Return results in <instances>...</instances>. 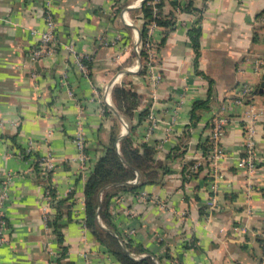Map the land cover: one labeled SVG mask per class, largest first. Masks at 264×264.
Segmentation results:
<instances>
[{
	"label": "crops",
	"instance_id": "obj_1",
	"mask_svg": "<svg viewBox=\"0 0 264 264\" xmlns=\"http://www.w3.org/2000/svg\"><path fill=\"white\" fill-rule=\"evenodd\" d=\"M146 1L155 14L161 2L174 23L151 21L142 40ZM45 11L55 21L53 51L32 61ZM192 26L200 29L197 48L188 35ZM255 60H263L258 69ZM262 81L264 0H0V171L11 176L0 264H120L83 220L84 185L115 121L116 147L131 133L134 146L170 168L158 182L111 200L112 232L143 248L128 250L131 256L150 255L155 264L260 262ZM122 82L140 95L135 112L147 111L140 122L114 105L112 88ZM198 100L207 102L191 118ZM218 116L227 119L220 139L225 155L214 168L208 130ZM251 121L256 158L249 169L238 159ZM175 146L178 155L167 158ZM48 152L55 167L45 176L38 160ZM67 197L57 233L55 202Z\"/></svg>",
	"mask_w": 264,
	"mask_h": 264
},
{
	"label": "trees",
	"instance_id": "obj_2",
	"mask_svg": "<svg viewBox=\"0 0 264 264\" xmlns=\"http://www.w3.org/2000/svg\"><path fill=\"white\" fill-rule=\"evenodd\" d=\"M156 5L159 8L156 14L153 10L154 8L152 4L146 1L143 5L142 12L144 22L141 30L142 40L146 37L147 25L151 21H155L158 25L166 28L174 23L171 16L162 13V3L158 2ZM190 6L191 5L186 6L187 10L190 9ZM188 35L192 40L194 48H197L199 45L200 29L192 26L188 29ZM144 55L145 54L142 51V56L144 57ZM143 71L144 70H141V72ZM111 94L114 105L125 116L135 117V115H137L139 122L147 116L146 110L138 113L135 112L140 103V95L128 82L115 84L112 88ZM206 102V100H198L193 103L191 118H193V112L195 109L201 105H205ZM130 128L132 132L134 125H131ZM118 131L119 124L115 121L110 129L109 142L105 146V151L93 166V170L85 182L84 224L93 236L120 262V264H155L150 255L144 256L141 259H135L129 254L128 250L141 252L143 251V248L141 246H133L130 240H125L123 244L118 236L112 232L116 228L112 222V214L109 205L112 198L121 192L135 190L145 184L158 182L163 173L170 171L169 164H158L152 156L134 146L131 133L119 140L117 148L115 142L117 140ZM179 148L180 146H175L172 151L167 154V158L176 157L178 154L174 150ZM193 163V160H189L185 163V178L187 177L186 173H191L189 168ZM135 179L138 180L136 183H133ZM51 193L53 196V190ZM67 199L68 197L55 202L57 212L52 220V225L57 233L59 227L58 218L61 215L60 206L67 201ZM101 223H103L106 228L103 227ZM125 247H127V249Z\"/></svg>",
	"mask_w": 264,
	"mask_h": 264
},
{
	"label": "built area",
	"instance_id": "obj_3",
	"mask_svg": "<svg viewBox=\"0 0 264 264\" xmlns=\"http://www.w3.org/2000/svg\"><path fill=\"white\" fill-rule=\"evenodd\" d=\"M44 18H45L46 27L44 30L38 32L39 34L38 44L32 48L30 53V59L32 61H37L45 54L51 53L53 51L52 44L55 41V21L52 15L50 14V12L48 11H45ZM149 45L150 43L146 41L145 47L148 48ZM141 46L142 44L140 42L139 49L141 48ZM136 48L137 50H139L137 46ZM69 49H71V46H69ZM77 61L80 64V66H83L81 63V56H77ZM255 61H256L255 67L256 69H258L259 63L263 62V60H255ZM151 77L153 79H157L159 78V75L157 73L156 74L152 73ZM249 89L250 88L248 86H243V92L249 91ZM236 101L240 102V100H236ZM226 121L227 119L225 117L218 116L214 118L213 126L208 130L209 147H210L208 151V158L210 160L211 165L214 168L216 167L218 160L225 155L224 152L225 150L220 143V139L223 135L224 125ZM253 129H254V122L251 121L246 131L245 154L239 157L238 159L239 165L245 166L249 169H252L254 167V162L256 158V154L254 151L255 149H254V140H253V134H254ZM77 148L81 156H83L84 142L80 136L77 139ZM28 150L30 149L28 148ZM197 164H195L194 166H197ZM38 165L41 168L42 174H44L45 176L49 175L55 167V161L53 155L50 152L46 153L38 160ZM10 178L11 176L9 174H4L3 172L0 171V246L6 241V236H5L6 217H5L4 208L8 197V191L6 186ZM46 193L47 195H49L48 191ZM215 199H216L215 197L210 198L208 200V203L210 205H214ZM45 219H47L46 215H45ZM256 264H264V254L262 260Z\"/></svg>",
	"mask_w": 264,
	"mask_h": 264
},
{
	"label": "water",
	"instance_id": "obj_4",
	"mask_svg": "<svg viewBox=\"0 0 264 264\" xmlns=\"http://www.w3.org/2000/svg\"><path fill=\"white\" fill-rule=\"evenodd\" d=\"M263 86H264V81L261 82V87ZM260 90H262V88H260ZM116 144H118V142Z\"/></svg>",
	"mask_w": 264,
	"mask_h": 264
}]
</instances>
